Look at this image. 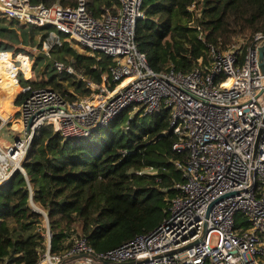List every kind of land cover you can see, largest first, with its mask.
I'll use <instances>...</instances> for the list:
<instances>
[{"label":"built area","instance_id":"1","mask_svg":"<svg viewBox=\"0 0 264 264\" xmlns=\"http://www.w3.org/2000/svg\"><path fill=\"white\" fill-rule=\"evenodd\" d=\"M118 2L116 13L105 10L96 18L86 0L76 7L0 0L1 17L45 30L46 40L35 47L40 54L51 58L65 36L114 61L100 86L74 66L54 61L57 73L77 76L91 90L89 97L70 101L31 86L29 54L0 53V102L10 96L13 110L0 115V130L11 125L19 137L12 144L0 141V186L17 176L29 185L24 162L42 129L65 139L85 138L127 111L130 119L168 111L170 130L180 140L174 150L189 154L176 163L185 182L175 186L169 216L154 232L105 254L85 238L63 256L52 254L46 221L47 251L39 264H264V33L225 52L212 48L205 74L156 73L135 41L145 0ZM13 87L19 88L15 95ZM33 195L31 189L32 205Z\"/></svg>","mask_w":264,"mask_h":264},{"label":"trees","instance_id":"2","mask_svg":"<svg viewBox=\"0 0 264 264\" xmlns=\"http://www.w3.org/2000/svg\"><path fill=\"white\" fill-rule=\"evenodd\" d=\"M86 1L87 12L96 18L119 7L118 0ZM32 3L76 7L78 0ZM143 10L135 41L156 73L205 74L212 48L225 52L236 36L250 42L264 33V0H145ZM37 32L0 16V53L28 54L26 49L38 44ZM51 58L38 57L46 62V73L61 61L98 86L114 65L103 54H79L65 39ZM30 84L70 101L91 95L74 75L56 72ZM129 116L127 111L109 128L94 129L85 138L65 139L50 129L36 135L24 162L29 185L17 176L0 189V264H39L47 251L46 221L51 252L63 256L82 238L97 254H105L154 232L168 218L175 186L185 182L176 163L187 161L189 154L174 150L180 140L170 130L168 111ZM148 167L159 173L137 175Z\"/></svg>","mask_w":264,"mask_h":264},{"label":"rangeland","instance_id":"3","mask_svg":"<svg viewBox=\"0 0 264 264\" xmlns=\"http://www.w3.org/2000/svg\"><path fill=\"white\" fill-rule=\"evenodd\" d=\"M36 29H38V28H36ZM39 30H40V32H37V34L35 36L36 44L37 43L41 44V40H43V38H44V41L46 40L45 30L44 29H39ZM61 37H62L63 40L66 39L65 36H61ZM241 38H243V37H241V36L237 37L236 36L232 43L237 42V40H239ZM68 45H69L70 48H72L73 50L77 51L81 55H90V56H94L95 55L92 52L89 53V51L86 50L85 48H83L81 46H77V45H75V44H73V43H71L69 41H68ZM36 46L26 49L28 54L30 55L32 63H33V73H32V76L30 78V80L32 79L31 80L32 82H36V81H39V80L47 79V78H50L52 75L56 74V71H55L54 67H52V66L50 67V72L46 73V70H47L46 69V62L43 63V62H39L38 61V57L42 56V54H40L39 50L37 48H35ZM51 59L52 58H50V60ZM52 62H53V60H52ZM22 86H24V84H22ZM19 101H21V99ZM17 118H18V116H17ZM10 126L11 125H9V128H6L3 131H0V141L1 142H5V143L7 142V143L12 144L14 141H16L19 138V137H16L17 134H18L17 133L18 131L15 130L16 128H12V126L11 127ZM138 172H146V173H150V174H153V175L159 173L158 170H155L154 168H151V167L139 169ZM263 245H264V242H263Z\"/></svg>","mask_w":264,"mask_h":264},{"label":"bare ground","instance_id":"4","mask_svg":"<svg viewBox=\"0 0 264 264\" xmlns=\"http://www.w3.org/2000/svg\"><path fill=\"white\" fill-rule=\"evenodd\" d=\"M18 91H19V88H17V87H13L11 93H12L13 95H15V94L18 93ZM11 100H12V98H11L10 96H8V97L6 98V100L0 102V115H1L2 117H6V116H8L7 113H12L13 110H11V106L8 105V104L11 102ZM5 106H6V107H5ZM10 127H11V126H10ZM6 128H9V126L7 125V126L3 127L0 131H3V130L6 129Z\"/></svg>","mask_w":264,"mask_h":264},{"label":"water","instance_id":"5","mask_svg":"<svg viewBox=\"0 0 264 264\" xmlns=\"http://www.w3.org/2000/svg\"><path fill=\"white\" fill-rule=\"evenodd\" d=\"M262 56H263V49L260 50V58H262ZM17 140H18V139H17ZM13 180H14V179H13ZM3 186H4V185H1V186H0V189H2Z\"/></svg>","mask_w":264,"mask_h":264}]
</instances>
